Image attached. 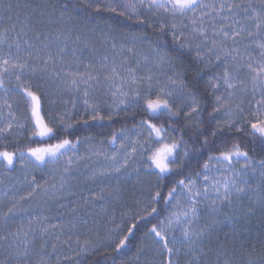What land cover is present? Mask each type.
<instances>
[{"label": "snow or ice", "instance_id": "obj_1", "mask_svg": "<svg viewBox=\"0 0 264 264\" xmlns=\"http://www.w3.org/2000/svg\"><path fill=\"white\" fill-rule=\"evenodd\" d=\"M101 12L109 14L102 23L110 33L117 30V18L130 22L139 31L129 30L119 48L113 36L111 56L105 53L84 63L83 53L94 47L95 41L90 43L82 37L93 34L95 22L91 15ZM0 15L5 25L0 27V90L3 92L0 120L6 121L0 127V136L19 124L21 128L31 127L29 140L32 137L56 140L47 144L37 142L41 146L17 148L16 152L0 151L5 171H11L17 156L24 168L35 165L42 170L43 166L60 163L67 152H73L62 167H52L40 181L35 175L29 179L26 173L24 195L3 193L8 204L0 218V264H60L59 257L55 262L51 260L57 245H52V251L46 250L45 238L50 234H56V240L70 250L74 243L78 257L80 253L96 252L104 255L103 264H118L115 253H121L128 246L138 223L160 214L157 207L160 198L175 210L141 235V242L151 237L154 245L150 259L144 264H264V238L257 251L256 245H248L244 237L251 218L257 213L264 217V159L256 160L246 150L247 144H241L244 140L252 145L253 151L259 149L264 154V0H105L104 3L99 0H0ZM110 33H100L104 42ZM145 47L146 53L141 51ZM255 50L258 52L253 55ZM132 60L136 61L135 67L131 66ZM143 65H147V70L140 73ZM221 66L222 71L201 85L207 69ZM26 76L27 81L23 79ZM13 77L15 87H9L6 80ZM39 77L46 78L57 94L71 93L73 108L77 104L76 95L82 92L85 113L76 121L78 124L111 123L121 112L127 118L125 110L132 106L148 118L114 130L108 143L113 147L117 141L120 143L111 155L103 150L101 139L97 144H89L87 157L76 156L82 138L56 136L58 131L73 127L65 122L64 114H58V125L51 113L47 121L42 115V85L31 82L32 78ZM200 87L211 89L215 96V106L209 113L210 135L199 138L198 134L186 140L182 135H174L173 124L153 122L165 115L169 120L179 118L183 113L184 124L190 125L193 117H199L202 111L196 94ZM13 92L18 94V99L11 97ZM217 92L221 94L215 95ZM249 93L255 103L249 100L245 107L243 99L237 97ZM94 94L110 96L112 103L107 114L97 103L90 102ZM257 95L259 99H255ZM14 109L23 110V122ZM213 113L223 114V119L216 120L215 125L211 124L215 120ZM196 123L207 131L202 120L197 119ZM100 135L103 137L104 133ZM91 139L94 138L83 137L84 141ZM190 141L193 155H190ZM196 144H200L199 149L195 148ZM182 147L183 155L179 156ZM204 152L208 153L207 159L200 165L199 157ZM93 155L103 156L105 166L93 170L86 180L113 176L119 179L124 174L130 178L135 174V184H147L146 199L135 201L137 208L143 205L144 215H132L129 209L124 215H129L133 223L122 236L118 231L122 230L121 226L116 225L105 235L85 229L87 235L83 240L79 234L75 242L71 235L61 240L63 225L49 224L48 216H33L25 205L36 198L58 203L64 193L75 195L71 192L75 179L71 165L74 160L91 159ZM29 156L33 159L29 160ZM185 158L195 159L200 171L189 168L185 172L188 167ZM234 164L240 167L237 169ZM141 166L145 170L144 178ZM153 173L159 187L147 181ZM165 174H182L172 182L166 195L163 193ZM249 178L256 181L255 187ZM120 193L117 184L113 189L102 188L90 198L84 197L83 202L87 206L104 200L106 195L115 196L119 201ZM244 197L248 198L247 205L242 203ZM80 207L78 203L70 207L69 214L75 217ZM101 211L106 213L107 209ZM14 221L20 223L13 227ZM77 223L78 220L68 221L69 230L76 229ZM83 223L86 225L88 221ZM223 228L230 231L220 237L218 233ZM38 240L42 242L37 248ZM102 248L104 253H100ZM145 255L142 243L129 264H141V257ZM68 259L64 257L65 261Z\"/></svg>", "mask_w": 264, "mask_h": 264}, {"label": "trees", "instance_id": "obj_2", "mask_svg": "<svg viewBox=\"0 0 264 264\" xmlns=\"http://www.w3.org/2000/svg\"><path fill=\"white\" fill-rule=\"evenodd\" d=\"M15 2V0H14ZM20 2H23V0H20ZM101 3H104L100 1ZM87 12L91 13V9H87ZM108 13L101 12L99 15L92 13L91 20L95 22V30L93 34L89 37H82V39H88L90 43L92 41H95L94 47H90L87 51L83 53L84 63H88L90 59H95L100 55H103L107 53L109 56H111V44L113 42L112 37H115V42L117 44V48H119L120 43L123 41V37L125 34H128L129 30L131 31H139L134 25H132L130 22L125 21L123 19L117 18L119 20V24L116 25V31L110 33V29L108 27H105V25L102 23V20L107 19ZM4 17L0 15V27L5 26L4 23ZM10 27V25H9ZM19 27V25H17ZM89 27H93L92 23H89ZM110 33L108 36L107 42H104V37L100 35L101 32ZM32 33H29V36H31ZM170 41V37H169ZM161 42H163V38L161 39ZM73 45L69 44V49H71ZM142 52L146 53L147 49L146 47L141 49ZM79 55V52L77 53ZM135 60H132L131 66L135 67ZM83 69V66H81V71ZM147 70V65H143L140 69V73H144ZM205 73L203 74L204 77ZM187 80H191V76L189 75L187 77ZM204 78L201 81V85L204 83ZM33 84H41L42 88V115L44 116L45 120L47 121L49 119V113H51L52 117L54 118L57 125L59 124L58 120V114H64V119L67 124H72L73 127L67 128L65 131L60 132L58 131L56 133L57 138H63V136H67L69 139L75 140L77 136L81 137L83 140V137H93V138H101L105 140V142H108L109 138L111 137V133L119 129L122 126H128L131 127L133 124L138 123L142 118L147 119L148 116L146 113L139 111L138 108L135 106L127 108L125 111L127 112V118H125V113L121 112L120 117L116 118L113 122L109 123L107 121H98L94 123H90L88 125L85 124H78L76 121H79L81 119V115L85 113V106L83 104V96H80V93L76 95L77 104L76 107L73 108L71 100L72 97H57L54 95H50L51 91L55 90L53 86L49 84L46 78L39 77L34 78ZM9 87H15V84H7ZM13 94L16 97H19L17 93L13 92ZM196 94L199 98L202 111L199 114V119L204 122V127L207 129V131H203L199 128L198 125L194 124L193 122L190 125L184 124V117L183 113H181L179 118H172L169 120L167 115L162 117L160 120H154L155 123H164V124H173L176 128V131L174 133L175 136H184V138L187 140L190 137L197 136L199 134V138H202L203 135H210L211 133V127H209V113L212 112L213 107V99L212 95L209 89H204L203 87H200L196 90ZM67 100L69 103L65 104L64 101ZM55 101V103H53ZM90 102L97 103L100 106V110L104 112V114H107V108L108 103H112L110 96H103L100 94H94L90 98ZM214 116V113L212 114ZM84 118H87L85 115ZM212 125H215V120L211 121ZM100 125H104V128H101ZM104 133L103 137L100 135V133ZM29 134L23 133L20 135H13L9 134L2 138H0V151H10V152H16L17 148H24L25 150L28 147H37L41 146V142L43 144L47 143H55L56 140H48V138H40V137H32L31 140H29ZM81 140V141H82ZM241 144H247L246 150L249 151V155L253 156L256 160L264 159V154H262L259 149H256L255 151L252 150V145L250 143H247L244 140H241ZM191 141H190V155H193L191 151ZM195 148L199 149L200 144H196ZM180 156L183 155V147L180 150ZM25 155L27 156V152L25 151ZM207 152H204L202 156L199 157V164L202 165L203 161L207 159ZM29 160L33 159L30 156L28 157ZM186 159V163L188 164V167L185 168V172L189 170V168L194 169L195 171H200V167L197 164L196 160L193 159L191 161H188V158ZM179 162V160L177 161ZM44 167V166H43ZM40 169V168H39ZM21 168V159L19 156L15 158L14 166L11 168V171H5L4 169V161L2 158H0V178L6 182H8L11 179L12 175L22 176L23 170ZM35 176H39L36 172L33 174ZM182 174L172 175V174H165V180H164V187H163V193L166 195L167 190L169 187H171L172 182L174 180H178L181 178ZM194 175V172H193ZM92 183H94L91 180ZM78 184L80 182L76 180L72 183L74 191H71L75 195L64 193L61 195V198L59 199V202L55 201H45L43 198H36L33 199L32 202L28 203V208L31 210V213L33 216H48L50 219L48 221L49 224H60L64 226V232L61 235V240H67L68 236L71 235L72 241L75 242L77 238V234H79V237L81 240L86 238V231L85 229L91 230L93 234L96 232H99L101 235H105L108 230L113 229L116 227V225H120L122 230H118L119 234L122 236L127 231V226L131 225L133 223V220L130 218L129 215H124L123 218L117 220L116 222H109V218L106 217L103 219V217L100 215V217L91 218V215L87 216L88 223L85 225L83 222L86 220V218H79V215L86 210L85 207H88L90 205L85 206L83 202V197L77 196L78 191ZM9 185V184H8ZM86 185V184H84ZM89 186V185H86ZM159 187V185H157ZM77 196V197H76ZM68 198L70 200L67 202V204H63L62 202H65ZM40 199V200H39ZM127 199V198H126ZM39 200V201H37ZM32 203V204H31ZM80 204V210L76 214V216H72L69 214V208L75 206L76 204ZM127 204V202H126ZM61 205H65V207H61ZM127 207V206H126ZM158 210L160 214L156 216L155 218H152L148 221H140L138 223V226L136 229H134V233L130 236L128 246L121 252V253H115L117 257L118 264L122 260L123 263L127 262L129 259L133 258L137 252V249L142 246L140 237L141 235L147 230V228H150L152 224L158 223L160 219H163L167 211L169 210V205H165L162 198H160V202L157 205ZM127 208H130L132 210V215L139 214L144 215V211L135 210L133 206H129ZM125 210V207H124ZM25 220L28 219V217L24 218ZM70 220H78L77 228L73 230H69L68 221ZM13 227L17 226L20 221H14ZM227 232L225 230L220 231L218 234L220 237L224 236V233ZM58 234V233H57ZM264 234V217H262L259 213H257L255 216H253L250 220V222L247 225V231L244 233V237L246 239V243L248 245L255 244L257 251H259L260 248V240L264 238L262 236ZM47 243V251H52V245L55 243L57 245L54 254L51 257V260L55 262L57 260V257L60 258V264H103L104 262V255H101L96 252H90V253H80L79 257L75 254L78 252V249L75 247V244L73 243V246L71 250L69 247L65 244H61L59 241L56 240V234H50L46 238ZM42 241H37L36 247H39V244ZM231 247V245H229ZM105 249H100V253H104ZM109 254L110 250H109ZM68 256L69 259L67 261L64 260V257ZM2 259V257H0Z\"/></svg>", "mask_w": 264, "mask_h": 264}, {"label": "rangeland", "instance_id": "obj_3", "mask_svg": "<svg viewBox=\"0 0 264 264\" xmlns=\"http://www.w3.org/2000/svg\"><path fill=\"white\" fill-rule=\"evenodd\" d=\"M100 1L105 2V0H99V2ZM4 52L5 53L7 52L6 47L4 48ZM257 52H258V50L253 51V55H256ZM72 70H75V68L73 67ZM222 70H223L222 66L220 68L207 69L205 71V75L203 77L204 81H207L211 76H214L217 72H220ZM23 79L25 81H27L29 79V77L26 76ZM33 80H34V78H32V81H31L32 83H33ZM6 84H15V78L13 77L10 81L6 80ZM209 90L211 92L212 99L214 102L215 96L212 94L211 89H209ZM221 92H223V89H221ZM221 92H217V93H215V95H220ZM2 95H3V92H2V90H0V96H2ZM10 95L12 98H15V99L19 98V97H16L13 93H11ZM50 95H54V96H57L60 98L72 97L71 93L57 94L56 89L51 91ZM80 96H82V92L80 93ZM237 99H243L245 107H248V101L249 100H252L253 104L255 103V101H254V99L250 93L244 97L238 96ZM255 99H259V95H257ZM185 103H188V102L186 101ZM109 104H111V103H108V105ZM214 106L215 105L213 103V107ZM14 111H16L17 116L20 117L21 122H23V110L22 109L21 110L14 109ZM184 111L185 112L188 111V107H184ZM5 115H6V111H5ZM214 116H215V122H216V120L223 119L222 113H214ZM197 119H199V117L194 116L193 120H192V122L196 125H197V123H196ZM5 123H6V121L0 120V127H3L5 125ZM31 130H32L31 127H29L27 125H25V127L21 128L19 126V124H14V127L12 129H10L8 133L4 134V136L9 135V134H13V135H20L23 133L29 134ZM144 135L146 136L147 133H145ZM4 136H0V138H2ZM100 140H101V138H97V137L94 139H91L90 141L82 140L78 146V151L75 153V155L87 157L89 155V153L86 151V149L89 147V144H97ZM119 143L120 142L117 141L116 146L113 147L112 145H110L108 142H105V140H104L102 148L104 151L107 152L108 155H111L112 152L116 151V149L119 147ZM72 155H73V152L69 151V152H67L66 156L61 159L60 163H58L56 165L49 164L47 166H44L42 168V170L39 168H36L35 165H30L28 168H24L21 164V168L24 172L22 176L12 175L11 179L8 182H6V184L4 183V181H3V183H0V218H2V213L7 210L8 201L3 196V193L5 191H8L10 193L15 192L16 195H24L25 191L27 190L26 185H24V183H23L26 173H27L28 178L30 179L33 176V174L36 172L39 175L36 177H37L38 181H40L46 177V174L49 171V169H51L52 167H62L63 161L65 159H67L68 156H72ZM179 156H180V153H179ZM240 163L241 164L243 163L242 159H241ZM104 166H105L104 157L103 156L96 157L94 155L91 156V159H84V160H80V161L74 160L73 164L71 165V170H72L73 176L75 177V179L72 180V183L75 182L76 180H78L80 182V184H78V188H79L78 191L79 192L77 193V196H80L83 198L84 197L90 198L93 194L99 193L102 188L113 189L117 184H119V186L121 188L119 201H117L115 196H107L106 195V198L104 200H96L94 203H90L89 204L90 206L85 207L86 210L84 211V213L82 212L79 215V218H86V220H87L86 215L90 214L91 218L100 217V215H101L103 217V219L108 217L109 222L111 223L114 221L116 222L119 218L121 219V217L123 218L124 214L129 212L130 208H127L129 206L130 207L133 206L134 208H136L135 210L142 211L143 205H141L140 208H137L135 201L137 199H141V200L146 199L147 192L144 189H146L147 184H144V185L135 184L134 183L135 179H136L135 174H133L130 178L127 177V174H124L119 179H117V177H115V176L109 177V178H104L103 180L97 179L96 181H93L94 183H92L91 180L85 179V177L89 176L93 170L100 168V167H104ZM135 167H136V165L134 164L133 168H135ZM234 167H236L238 169L240 167V164H234ZM129 171H131V169ZM140 172H141V177L144 178L145 170H144L143 166L140 167ZM201 175L203 176L204 173H202ZM212 175H217V174L212 173ZM249 179L251 180L253 187H255L256 181L254 179H251V178H249ZM0 180H2V179L0 178ZM147 181L150 184L157 186L156 176L154 173L151 176L147 177ZM84 184L89 185V186H86ZM201 187H203V185H201ZM154 190L155 189H153V192H154ZM71 191H74L73 186L71 188ZM39 200H37V201H39ZM69 200H70V198H68L65 202H62V203L66 205ZM32 201H30V202H32ZM30 202H28V203H30ZM126 202H127V204H126ZM28 203L25 205V207L28 206ZM234 203H235V201H234ZM242 203L247 205L248 204V198L244 197L242 199ZM172 204L173 205L175 204V200L172 201ZM124 207H125V210H124ZM101 209H107V212L106 213L102 212ZM168 209L169 210L167 211L165 216L169 212L175 210L172 205H169ZM132 213L133 212L131 210V214ZM203 215L204 214L202 213V216ZM165 216H164V218H165ZM222 230L230 231L229 228H223ZM176 235L179 238L180 233L177 231ZM143 246L145 247L146 255L141 257V264H144V261H146L147 259H150V257H151V249L154 247V245L152 243V238L149 237L148 239L144 240ZM133 258L129 259L127 262H125L123 264H129V262ZM158 259H159V257H158Z\"/></svg>", "mask_w": 264, "mask_h": 264}]
</instances>
